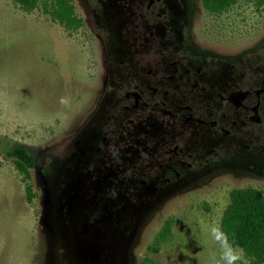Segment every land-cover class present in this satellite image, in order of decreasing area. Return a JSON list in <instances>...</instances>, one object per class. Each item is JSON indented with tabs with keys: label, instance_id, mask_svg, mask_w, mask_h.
Returning <instances> with one entry per match:
<instances>
[{
	"label": "rangeland",
	"instance_id": "obj_1",
	"mask_svg": "<svg viewBox=\"0 0 264 264\" xmlns=\"http://www.w3.org/2000/svg\"><path fill=\"white\" fill-rule=\"evenodd\" d=\"M72 1L82 20L75 30L42 5L26 11L0 0V264H250L220 222L233 189L264 193V122L250 133L249 148L245 142L196 169L184 187L134 192L119 181L128 172L114 184L111 170L85 174L86 137L95 141L108 128L101 116L93 120L103 63L142 9L132 0ZM164 4L191 54L264 69V0H237L221 14L202 0ZM123 120L111 127L121 153L128 145ZM19 143L36 160L29 180L7 154Z\"/></svg>",
	"mask_w": 264,
	"mask_h": 264
},
{
	"label": "flooded vegetation",
	"instance_id": "obj_2",
	"mask_svg": "<svg viewBox=\"0 0 264 264\" xmlns=\"http://www.w3.org/2000/svg\"><path fill=\"white\" fill-rule=\"evenodd\" d=\"M132 1L136 12L142 10L109 49L95 102L98 114L90 117L101 116L108 128L95 141L86 137L90 167L83 171L111 170L113 184L115 175L128 172L119 181H128L134 192L184 187L196 169L245 142L250 147V133L264 122V69L191 54L187 38L175 36L178 27L169 21L164 0ZM128 45L132 52L124 53ZM119 117L128 144L122 153L120 133L111 129Z\"/></svg>",
	"mask_w": 264,
	"mask_h": 264
},
{
	"label": "trees",
	"instance_id": "obj_3",
	"mask_svg": "<svg viewBox=\"0 0 264 264\" xmlns=\"http://www.w3.org/2000/svg\"><path fill=\"white\" fill-rule=\"evenodd\" d=\"M236 1L202 0V4L210 13L221 14ZM14 2L26 11L42 5L54 20L68 30H75L82 24L72 0H14ZM7 154L13 158L18 171L29 180L30 170L36 164L31 147L19 143L12 146ZM27 190L30 193L31 187ZM220 229L230 245L241 248L251 258L250 264H264V193L252 186L233 189L221 217ZM168 230L169 227H165L161 236L164 237ZM142 264L154 262L150 258H145Z\"/></svg>",
	"mask_w": 264,
	"mask_h": 264
}]
</instances>
